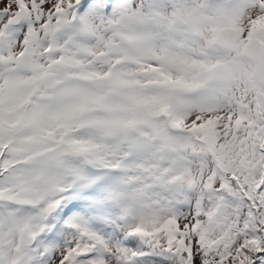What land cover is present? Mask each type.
Here are the masks:
<instances>
[{
    "label": "snow or ice",
    "instance_id": "1",
    "mask_svg": "<svg viewBox=\"0 0 264 264\" xmlns=\"http://www.w3.org/2000/svg\"><path fill=\"white\" fill-rule=\"evenodd\" d=\"M0 264H264V0H0Z\"/></svg>",
    "mask_w": 264,
    "mask_h": 264
}]
</instances>
